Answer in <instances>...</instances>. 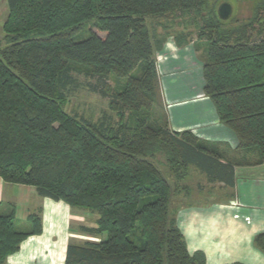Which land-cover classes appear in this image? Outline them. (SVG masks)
I'll list each match as a JSON object with an SVG mask.
<instances>
[{
    "label": "trees",
    "instance_id": "16d2710c",
    "mask_svg": "<svg viewBox=\"0 0 264 264\" xmlns=\"http://www.w3.org/2000/svg\"><path fill=\"white\" fill-rule=\"evenodd\" d=\"M6 2L0 177L96 214V227L82 230L106 235L99 242L69 244L65 264H202L189 253L178 211L173 212V179L178 172L182 180L195 168L209 183L233 187L239 164L224 162L218 146L191 131L175 132L167 120H152L159 86L146 22L209 14L197 27L208 44L203 94L236 136V149L254 158L245 165L262 164L264 0L255 2L250 19L235 23L232 17L221 20L211 0ZM90 26L87 37L77 39ZM73 63L97 78L93 90L120 116L115 125L106 114L91 122L64 110L73 73H80ZM112 74L126 80L118 91L107 90ZM28 224L29 230L20 231L13 210L0 212V264L41 233V211Z\"/></svg>",
    "mask_w": 264,
    "mask_h": 264
},
{
    "label": "crops",
    "instance_id": "0c3cea01",
    "mask_svg": "<svg viewBox=\"0 0 264 264\" xmlns=\"http://www.w3.org/2000/svg\"><path fill=\"white\" fill-rule=\"evenodd\" d=\"M2 1L0 17L5 9L7 17V2ZM190 83L177 74L163 76L161 92L170 129L191 131L230 156L233 152L228 150L238 145L236 136L220 122L212 101L203 94V78L199 91ZM234 168L233 187L216 184L221 190L207 188L198 200L178 211L177 222L188 251L202 264H264V163ZM12 210L16 225L28 224L29 217L41 211L42 231L25 239L6 264H65L69 244L104 239L82 230L96 227V214L42 197L32 186L7 183L0 177V212ZM90 216L96 217L92 225L87 223Z\"/></svg>",
    "mask_w": 264,
    "mask_h": 264
},
{
    "label": "rangeland",
    "instance_id": "374dc122",
    "mask_svg": "<svg viewBox=\"0 0 264 264\" xmlns=\"http://www.w3.org/2000/svg\"><path fill=\"white\" fill-rule=\"evenodd\" d=\"M258 0H211L215 6H220L222 3L227 2L233 6L232 21L233 23L243 20H248L252 17L254 11V4ZM4 1L0 0V4ZM214 6V5H213ZM217 7V9H218ZM6 11V9H5ZM5 11L0 17V51L7 46V40L4 33V22L6 20ZM7 12V11H6ZM206 17V18H205ZM209 14L203 13L202 16H185L174 17L168 19L150 18L147 20L146 25L151 37L152 45V61L155 64L157 71V82L159 89L157 91V102L152 109V120L165 122L167 115L165 112L164 99L161 92L163 76L178 75L184 77L188 81L191 80L195 89L199 91V86L202 79V66L203 61L206 59L208 51V44L205 40L200 39L203 31L199 30L198 25L207 20ZM88 27L77 39L87 37ZM99 35H103L96 28L92 29ZM79 72H74L75 84L68 88L67 103L64 110L71 115H76L91 122H98L106 114L112 119V125L120 120V116L115 110L110 108L108 98L102 97L94 87H99L100 84L97 78L86 76L84 73L89 71L88 67L80 64L73 63ZM143 64L139 71H142ZM125 79L119 78L117 75L112 74L107 81L108 91H118L124 84ZM198 85V86H196ZM198 87V88H197ZM129 115L125 116V119ZM217 147V146H216ZM220 151L224 159H228L239 165L249 164L254 162V158L247 153L237 149H229L230 156H227V150L216 148ZM164 170L174 171L172 168L162 166ZM171 169V170H170ZM182 180H179L180 173H176L174 181L176 183V200L173 205V212L179 211L182 207L191 205L194 201L199 199V194L205 193L208 188L210 192L221 190L216 184L209 183L204 176L196 172V170H188ZM188 176L185 178V176ZM185 178V179H184ZM179 181H178V180ZM94 216H90L88 225L93 224ZM20 231L29 230V224L16 225ZM106 238V235H103Z\"/></svg>",
    "mask_w": 264,
    "mask_h": 264
},
{
    "label": "water",
    "instance_id": "95a60500",
    "mask_svg": "<svg viewBox=\"0 0 264 264\" xmlns=\"http://www.w3.org/2000/svg\"><path fill=\"white\" fill-rule=\"evenodd\" d=\"M233 6L230 3L224 2L218 7V16L221 20H229L232 17Z\"/></svg>",
    "mask_w": 264,
    "mask_h": 264
}]
</instances>
